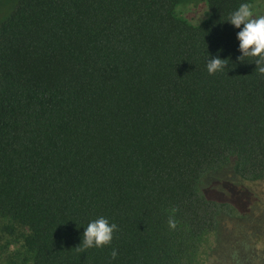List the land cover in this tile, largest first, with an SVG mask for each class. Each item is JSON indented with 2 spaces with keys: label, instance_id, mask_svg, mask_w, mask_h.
Returning a JSON list of instances; mask_svg holds the SVG:
<instances>
[{
  "label": "trees",
  "instance_id": "obj_1",
  "mask_svg": "<svg viewBox=\"0 0 264 264\" xmlns=\"http://www.w3.org/2000/svg\"><path fill=\"white\" fill-rule=\"evenodd\" d=\"M242 2L207 0L193 24L176 0L14 2L0 264H264V73L225 22ZM218 49L231 63L209 75ZM100 216L111 244L75 248Z\"/></svg>",
  "mask_w": 264,
  "mask_h": 264
},
{
  "label": "clouds",
  "instance_id": "obj_2",
  "mask_svg": "<svg viewBox=\"0 0 264 264\" xmlns=\"http://www.w3.org/2000/svg\"><path fill=\"white\" fill-rule=\"evenodd\" d=\"M233 29H238L235 39L238 42L240 55L237 61H242L245 57L253 58V64L259 72L264 73V15L257 14L254 7L245 0L228 14L225 21ZM222 49H218L215 55L207 52L206 70L209 75L224 72L230 58H221ZM117 231V225L110 222L108 218L100 216L88 222L83 228L82 237L77 247L80 251L91 248H101L111 244L113 234ZM117 251L111 252V259L115 260Z\"/></svg>",
  "mask_w": 264,
  "mask_h": 264
},
{
  "label": "rangeland",
  "instance_id": "obj_3",
  "mask_svg": "<svg viewBox=\"0 0 264 264\" xmlns=\"http://www.w3.org/2000/svg\"><path fill=\"white\" fill-rule=\"evenodd\" d=\"M15 1L16 0H2L0 4V23L9 15V13L11 12L13 8L12 6ZM176 1L178 2V5L176 6V14L178 16L182 18H186L190 23L192 22L197 23L201 19H203V13L205 11L204 7L207 9V0H176ZM251 5L254 7L257 14L264 15V0H254L251 3ZM184 10L186 11V13L183 16L182 13ZM254 190L255 191L261 190L264 192V189L262 190L258 187L254 188ZM211 197H212L211 194L207 196L208 199H210ZM213 197L214 199H217L218 201H222V198H220V196L217 194H215ZM231 200L233 202H230V203L241 208L239 199L232 198Z\"/></svg>",
  "mask_w": 264,
  "mask_h": 264
}]
</instances>
